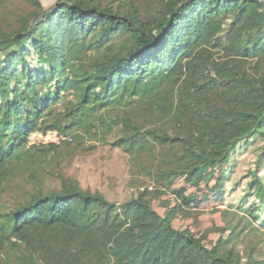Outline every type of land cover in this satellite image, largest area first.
Wrapping results in <instances>:
<instances>
[{
  "label": "trees",
  "instance_id": "trees-1",
  "mask_svg": "<svg viewBox=\"0 0 264 264\" xmlns=\"http://www.w3.org/2000/svg\"><path fill=\"white\" fill-rule=\"evenodd\" d=\"M25 1L17 29L0 28V200L27 172L0 202V264H264L255 244L236 250L237 225L207 246L141 192L119 203L64 173L94 143L148 154L165 186L219 167L264 242V1ZM47 131L70 140H30Z\"/></svg>",
  "mask_w": 264,
  "mask_h": 264
},
{
  "label": "rangeland",
  "instance_id": "rangeland-1",
  "mask_svg": "<svg viewBox=\"0 0 264 264\" xmlns=\"http://www.w3.org/2000/svg\"><path fill=\"white\" fill-rule=\"evenodd\" d=\"M39 1L43 8H48L55 0ZM99 1L106 4L118 0ZM131 1L149 12L159 8V0ZM3 2L0 5V28L17 29L18 21L32 9V6L25 0ZM10 80L9 76L4 77L5 82ZM35 134L36 132L30 135V140H38ZM89 143L92 142L87 141L85 146ZM94 144L96 145L91 149H79L71 153L64 168V173L78 179L84 189L101 193L108 200L119 203L131 194L141 192L142 197L159 214L170 216L173 226L189 228L207 246H212L216 241H225L230 235L231 225H237L234 231L239 234L232 240L235 242L236 250L246 254L249 246L255 244L256 251H264L261 234L257 231L250 232L253 224L250 225V222L248 224L249 217L240 211L234 215V206L231 205L230 198L228 196L224 198L220 193L221 183L217 181L216 175H220L221 168L205 169L203 173H197L190 180L181 176L165 186L157 180L155 176L158 172L157 163L153 159V163L150 164L152 158L148 154H143L137 161H133L120 148L108 150L104 145ZM144 165H148L150 173H145L142 169ZM51 166V171L58 172L57 168ZM26 175L27 172L15 176V188L7 191L0 200L1 204L10 205L12 199L19 194L18 187L23 188L25 185ZM45 183L55 187L58 185L53 177H47ZM182 195H187L193 204H184L181 200ZM258 230L262 232L264 227L259 226Z\"/></svg>",
  "mask_w": 264,
  "mask_h": 264
},
{
  "label": "built area",
  "instance_id": "built-area-1",
  "mask_svg": "<svg viewBox=\"0 0 264 264\" xmlns=\"http://www.w3.org/2000/svg\"><path fill=\"white\" fill-rule=\"evenodd\" d=\"M38 137V140H31L37 141V142H53V143H58L61 139H66L70 140V137H61L56 131H47L45 134H41L36 132L35 134Z\"/></svg>",
  "mask_w": 264,
  "mask_h": 264
}]
</instances>
